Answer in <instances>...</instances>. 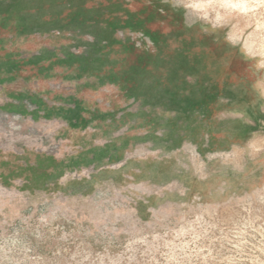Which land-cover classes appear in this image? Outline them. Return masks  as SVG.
<instances>
[{
	"label": "rangeland",
	"instance_id": "1",
	"mask_svg": "<svg viewBox=\"0 0 264 264\" xmlns=\"http://www.w3.org/2000/svg\"><path fill=\"white\" fill-rule=\"evenodd\" d=\"M16 1L0 0V66L16 79L0 85V111L27 92L49 110L51 92L77 114L15 112L40 137L0 141V264H264V0ZM144 28L159 32L163 54L196 53L195 77L208 76L213 96L188 110L154 101V84H172L168 64L146 67ZM53 140L65 152L38 149ZM109 142L114 157L126 152L108 180L86 191L68 171L51 179L60 157L85 163Z\"/></svg>",
	"mask_w": 264,
	"mask_h": 264
},
{
	"label": "crops",
	"instance_id": "2",
	"mask_svg": "<svg viewBox=\"0 0 264 264\" xmlns=\"http://www.w3.org/2000/svg\"><path fill=\"white\" fill-rule=\"evenodd\" d=\"M8 85V84H7ZM2 88H5L2 87ZM30 94H33L32 92H30ZM35 94V93H34ZM51 92H48L46 94V97L49 98L52 102H53V107H50L49 110L46 107V104L43 103L42 105L40 103L37 102L36 109H33L34 111H29L26 105V102H28V98L24 95V96H14L11 97V99L13 100L12 102H10V105H8L9 112H16V113H20L23 115H28L31 116V113H34L33 116L36 117H41L44 116L47 119H59L62 118L66 119L64 116H58L56 113L58 111V113L60 111H67L70 109H74L75 106H70L67 104H64L62 102H66L68 100H66L65 98L59 96H55V97H50ZM37 96V99L42 100L44 99L42 96H44V94L41 92L39 93ZM38 105L40 107H38ZM63 109V110H62ZM61 113V112H60ZM63 113H61L62 115ZM70 122V120H69ZM66 134H62L61 137L65 138ZM110 144V145H108ZM118 143L117 142H109L107 143V145H104L103 147H101V149H99L98 151L93 152V156H91L87 162H83L85 160H83V156L80 153H76V154H72V155H65V157H60V159H58V166L57 169L59 170L58 173V178L61 177L66 171H68L67 173H69V170H79L82 169L84 167H94L96 169V173L93 176V178L91 180H86V181H82V182H77V185H81L84 186L85 190L87 189V187H89V185L91 186H95V183L102 182V179H109L108 177H102V173L105 172L104 170H110L111 168H113L114 166H110V163H112L111 165H113V163L116 162H121L124 158V153L126 152V149H122L120 148L121 153H119V156L114 157L113 155V148H118ZM116 159V160H114ZM116 161V162H114ZM123 162V161H122ZM71 172V171H70ZM112 183V182H111ZM88 191V189L86 190Z\"/></svg>",
	"mask_w": 264,
	"mask_h": 264
},
{
	"label": "trees",
	"instance_id": "3",
	"mask_svg": "<svg viewBox=\"0 0 264 264\" xmlns=\"http://www.w3.org/2000/svg\"><path fill=\"white\" fill-rule=\"evenodd\" d=\"M14 0H10V5H14V6H16V4L18 3L16 0L13 2ZM6 3V2H5ZM13 7V6H12ZM12 7H10L8 10H9V12H11L12 10H13V8ZM82 14V11H80V12H76V16L78 15H81ZM98 20H99V17H98ZM96 21L95 19L94 20H90V21H83V22H81V21H79V20H76L74 23H75V25H82L83 27L85 26H88L87 24H89V22H94V24H99V21ZM8 21H9V19H7L6 20V23L4 24V25H6V24H8ZM131 27H132V25H130ZM134 26V25H133ZM95 39L99 42V46L101 47V48H103V47H105L103 44H101V39H98V37L97 36H95ZM96 43V42H95ZM109 44H111V41H109L108 42ZM92 45H94V44H89V46L90 47H97L96 45H94V46H92ZM108 45V44H107ZM92 49V48H91ZM87 55H85V54H83V55H76V54H73V55H75L74 57H78V58H80V59H82V60H86L87 61V59L89 58L88 57V54L90 55V53L89 52H87L86 53ZM42 55V54H41ZM90 60V59H89ZM91 61V60H90ZM11 75H9L8 73H7V71H6V69L5 68H3V67H1L0 66V85L1 86H5L6 84H10V83H12V82H14L16 79L15 78H13V76L12 77H10ZM176 75H174L173 73H171L170 72V74L168 75V79H170L171 78V82L173 81V78L175 77ZM155 80V79H154ZM156 81V80H155ZM170 82V83H171ZM152 84H147V86L143 89V92L141 93L142 94V96H143V98H144V100L146 99H149L148 101H152V100H154V99H152V97H150V98H148L145 94H146V92H148L149 91V89L151 88V86H153V84L155 83V82H151ZM186 85L187 84H185L184 85V87H182V88H185L186 87ZM154 89H151V90H153V91H156V89L158 90L157 92H159V94H157V97H159V101L158 100H154V101H156V102H159V103H166V100H168L169 101V103L171 104L172 103V105H173V103L174 104H176V105H179V106H184V107H182V109L181 110H185V109H187L188 110V106H190L191 108L192 107H194L195 106V104H203V102L205 101V99H209L210 97H212L213 96V92L214 91H210V90H197V92L195 91V90H193V89H195V87H193V88H191V89H189V91H188V93L185 95V97H183V95H180L179 94V90L178 89H172V87L170 86V88L168 89V88H166L167 89V93L166 94H164V91H163V89H162V86L160 85V84H154ZM132 92H134V91H132ZM132 92H130V94H133ZM181 93V92H180ZM141 94H139V95H141ZM164 94V95H163ZM182 94V93H181ZM160 95H161V97H160ZM27 98H28V100H30L31 102H33V103H36L37 104V97H36V95H32V94H30V92H27V94L25 95ZM165 97V98H164ZM196 97V100H194V98ZM140 98V97H139ZM156 98V97H155ZM160 98L162 99V101H160ZM185 98V99H184ZM137 99V98H136ZM152 99V100H151ZM67 100V99H66ZM146 104H148V103H146ZM145 104V105H146ZM184 104V105H183ZM77 108L76 109H70V110H67V111H61V113L62 112H65V113H63L62 115H61V113L59 112V113H56L58 116H64L65 118H68V119H70V122H71V115H76L77 113ZM58 112V111H57ZM173 121H175V119H173ZM193 136H194V134H193ZM148 138H154V136L153 137H148ZM142 140H146V139H142ZM159 141H161L162 139H158ZM176 140H178V139H176ZM114 160H116V159H114ZM117 161V160H116ZM41 164V163H40ZM57 166H58V163L57 164H55V166H54V172H53V175H51V179H54L55 177H57L58 176V173H59V170L57 169ZM42 167H45L44 166V164H41L40 165V168H42Z\"/></svg>",
	"mask_w": 264,
	"mask_h": 264
},
{
	"label": "flooded vegetation",
	"instance_id": "4",
	"mask_svg": "<svg viewBox=\"0 0 264 264\" xmlns=\"http://www.w3.org/2000/svg\"><path fill=\"white\" fill-rule=\"evenodd\" d=\"M123 31H125V30H123ZM136 31L143 33L144 37L148 38L150 43L153 46V49L142 50L143 53H145V52L149 53L145 57V59H146L145 61H147V62H145L146 67L150 66L151 64H154L155 66H159L160 62H162L161 66H165L164 64H168V69L169 70H168L167 74L169 75L170 72H171L174 75H176L173 78V81L171 82L172 87H174L176 89L178 88L176 86H179V88L184 87V85L187 84V83H186V81L183 82V79L186 77V74L187 75L189 74V76L193 79V81H192V83H188V84H190L191 86L195 87L196 89L207 90V91L208 90H210V91L212 90L213 91L215 89V86H212L210 84L206 85L205 81L208 78V76L202 77V78H206V79L201 81V82H200V77L199 78L195 77V76H198V73H199L198 72L199 71V64H198L199 60L197 62V58L198 57L196 56V53L194 55V58H192V59H189V57L192 56V55H189V53L187 51L182 52L180 50H175L174 49L173 51H169L168 53L164 52L167 55L163 54L161 49L159 51H157V49L159 48V41H160V39H162V37L160 36L159 32H158V34L157 33H155V34L153 33L152 34L149 29H145V28L144 29H138ZM126 41L130 42L131 38L129 36L126 37ZM164 45H165V48L166 47L169 48L167 43H164ZM153 51H156V52H153ZM184 53H186V54H184ZM182 77H184V78H182ZM160 85H162V84L160 83ZM227 85L224 86V89H228L229 88V86H227ZM174 88H172V89H174ZM163 91H164V94L167 93L166 92L167 91L166 88H163ZM239 91L240 90H238V89H234L232 91L233 92L232 93V97L234 96L233 98H235L239 94ZM226 94H229V91H226ZM241 95H242V92H241ZM229 96H230V94H229ZM76 108H77V106H75L74 109H76Z\"/></svg>",
	"mask_w": 264,
	"mask_h": 264
},
{
	"label": "built area",
	"instance_id": "5",
	"mask_svg": "<svg viewBox=\"0 0 264 264\" xmlns=\"http://www.w3.org/2000/svg\"><path fill=\"white\" fill-rule=\"evenodd\" d=\"M30 121V118H25L20 114L0 111V141L2 139L4 142L7 141L15 149L18 147L19 142H21V144H29L30 141H32L31 139H38L40 137V134L37 131L38 129L34 125L33 120L31 122ZM26 128L28 131L24 132V129L26 130ZM40 139L45 141V138L43 136ZM48 142V144L43 142L41 145H39L40 147L38 146V149H43V151L45 153H48L49 155H58L65 152V149L63 147L64 143L62 141L53 140L52 142ZM95 173L96 169L94 167H84L82 169L67 173L65 175V179L82 182L91 180ZM106 191L110 193L114 190L107 189ZM100 192L103 193V191ZM69 198L74 197L68 194L64 196V199L69 200Z\"/></svg>",
	"mask_w": 264,
	"mask_h": 264
},
{
	"label": "bare ground",
	"instance_id": "6",
	"mask_svg": "<svg viewBox=\"0 0 264 264\" xmlns=\"http://www.w3.org/2000/svg\"><path fill=\"white\" fill-rule=\"evenodd\" d=\"M239 4H235V6H238ZM241 10H243V9H241Z\"/></svg>",
	"mask_w": 264,
	"mask_h": 264
}]
</instances>
